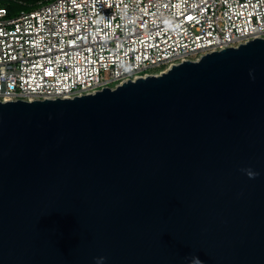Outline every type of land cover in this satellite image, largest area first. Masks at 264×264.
Instances as JSON below:
<instances>
[{
    "label": "water",
    "instance_id": "obj_1",
    "mask_svg": "<svg viewBox=\"0 0 264 264\" xmlns=\"http://www.w3.org/2000/svg\"><path fill=\"white\" fill-rule=\"evenodd\" d=\"M193 258L264 264V38L115 89L0 100V264Z\"/></svg>",
    "mask_w": 264,
    "mask_h": 264
},
{
    "label": "built area",
    "instance_id": "obj_2",
    "mask_svg": "<svg viewBox=\"0 0 264 264\" xmlns=\"http://www.w3.org/2000/svg\"><path fill=\"white\" fill-rule=\"evenodd\" d=\"M255 38L264 0H44L14 15L0 6V100L115 89Z\"/></svg>",
    "mask_w": 264,
    "mask_h": 264
},
{
    "label": "trees",
    "instance_id": "obj_3",
    "mask_svg": "<svg viewBox=\"0 0 264 264\" xmlns=\"http://www.w3.org/2000/svg\"><path fill=\"white\" fill-rule=\"evenodd\" d=\"M39 1L44 0H1L0 6L8 7L10 15H14L21 10H30L36 7Z\"/></svg>",
    "mask_w": 264,
    "mask_h": 264
},
{
    "label": "clouds",
    "instance_id": "obj_4",
    "mask_svg": "<svg viewBox=\"0 0 264 264\" xmlns=\"http://www.w3.org/2000/svg\"><path fill=\"white\" fill-rule=\"evenodd\" d=\"M248 175L250 177L254 176V174L252 172H250V171L248 172ZM191 264H202V262L200 261L199 258H193L192 261H191Z\"/></svg>",
    "mask_w": 264,
    "mask_h": 264
},
{
    "label": "rangeland",
    "instance_id": "obj_5",
    "mask_svg": "<svg viewBox=\"0 0 264 264\" xmlns=\"http://www.w3.org/2000/svg\"><path fill=\"white\" fill-rule=\"evenodd\" d=\"M0 1H1V0H0ZM155 70H158V69H154V71H155Z\"/></svg>",
    "mask_w": 264,
    "mask_h": 264
}]
</instances>
